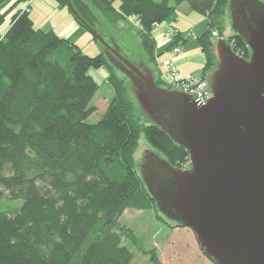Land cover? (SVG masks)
<instances>
[{"label": "trees", "instance_id": "16d2710c", "mask_svg": "<svg viewBox=\"0 0 264 264\" xmlns=\"http://www.w3.org/2000/svg\"><path fill=\"white\" fill-rule=\"evenodd\" d=\"M7 1L0 0V203L4 198L23 203L0 210V264H131L134 255L122 240L135 234L120 217L126 209L157 205L135 168L141 136L174 166L190 164L189 153L159 124L137 119L127 79L118 74L107 46L89 55L53 29L37 27L30 0L4 9ZM116 1L56 0L80 26L100 34L94 6L112 23L135 17L146 61L153 64L155 27L187 3L208 18L196 40L204 56L202 78L209 79L218 64L213 32L224 37L227 10L236 0H119L118 6ZM17 4L25 7L15 9ZM177 38L181 33L167 49ZM227 41L250 56L242 35L235 32ZM103 66L113 96L100 120L91 123L87 119L96 108L90 103L99 85L89 70ZM155 80L171 88L160 74ZM179 108L177 101L161 104L162 113ZM143 252L159 264L155 249Z\"/></svg>", "mask_w": 264, "mask_h": 264}, {"label": "water", "instance_id": "95a60500", "mask_svg": "<svg viewBox=\"0 0 264 264\" xmlns=\"http://www.w3.org/2000/svg\"><path fill=\"white\" fill-rule=\"evenodd\" d=\"M238 5L243 17L231 15L232 26L246 38L250 56L218 39V64L207 79L213 97L200 106L199 97L184 92L178 112H161L155 121L187 149L190 168L174 166L144 145L140 171L161 211L192 229L207 257L217 264H264V2L236 0L231 12ZM119 59L142 76L139 67ZM151 83L163 92L152 75ZM148 153L161 162L153 184L143 173Z\"/></svg>", "mask_w": 264, "mask_h": 264}, {"label": "rangeland", "instance_id": "374dc122", "mask_svg": "<svg viewBox=\"0 0 264 264\" xmlns=\"http://www.w3.org/2000/svg\"><path fill=\"white\" fill-rule=\"evenodd\" d=\"M11 1L12 0H8L3 7L5 8L8 6ZM115 5H119V0L115 2ZM182 5L184 6H178L174 14L165 22L161 23V25L164 24L167 26L166 28L170 27L171 29L179 27L188 40L187 42L182 43L181 47L186 53L190 52L192 54L201 55L196 36L207 29L208 18L206 15L189 8L187 3H183ZM230 7L228 8L226 15L224 39H228L230 35L236 32L232 26ZM93 8L99 18L98 29L107 45L100 40L94 39V35L83 26H80L81 34L74 35L76 36L75 38L78 43L75 41L73 42L77 43L82 50L89 55H95L101 52L104 49V46H107L112 53L111 60L116 67L118 74L127 79L130 88L129 94L136 101L137 119L146 124L154 122L140 100L139 90L131 79V71L129 72V68L119 59V57H124L130 63L139 68L145 67V69L151 71L154 80L160 73L156 63L153 64L146 61V53L141 47L138 34V20L135 17H127L120 19L117 23H112L97 7L94 6ZM64 12L69 13L70 9L68 7H60L56 11V18L59 19ZM64 17L65 16H63V18ZM70 17H72V15H70ZM62 22L63 21L60 20V23ZM4 26H6V24H4L1 29ZM171 40L172 37L170 35H164V41L158 42V49L163 51L171 43ZM168 52H170L168 54H171V51ZM89 73L99 85V88L90 103V105L95 106L96 110L87 119L89 122L95 123L100 120L106 111L113 96V87L108 81L109 69L107 66L90 68ZM199 73L200 70L198 71V74ZM159 87L162 88L163 91L175 90L172 89V87ZM144 145L157 153L161 158L165 159L160 151L151 146L145 135H142L135 154V168L141 176L142 172L140 171V164H142V161L145 159ZM22 203V199L9 200L4 198L0 203V210L3 211L14 206H20ZM120 224L126 228H130L135 234V238L124 236L122 240V243L127 246L134 255L131 264H154L150 259V255L143 252L152 249L157 251L159 264H216L204 254L199 243H197L198 241L190 230H173L171 225H174L175 221L165 215L158 205L150 209H126L120 217Z\"/></svg>", "mask_w": 264, "mask_h": 264}, {"label": "crops", "instance_id": "0c3cea01", "mask_svg": "<svg viewBox=\"0 0 264 264\" xmlns=\"http://www.w3.org/2000/svg\"><path fill=\"white\" fill-rule=\"evenodd\" d=\"M15 2H16V0H12L8 4V6H6L4 9L10 7ZM182 4H180L179 6H184ZM58 6L59 5L56 2V0H33L31 7H30V16L32 17V19H33V21L37 27L45 29V30L53 29L60 36L65 37L71 41L77 42V40L75 38L76 36H74V35L75 34L76 35L81 34L80 25L76 22L72 13H70V12L69 13L64 12L63 15L61 16L62 18L60 17L59 19H57L55 15H56V11L60 8ZM20 7H25V5L24 4H17L15 9H18ZM186 8H188V7H186ZM69 14L72 15V17H70ZM63 16H65L66 18L65 17L63 18ZM60 20L63 22L60 23ZM7 27H8V24H6V26H4L2 28V31L5 32ZM166 27L167 26H165L164 24L163 25L159 24L154 29V37L156 38V41H157V48L155 51V55L159 54L162 57L170 56V54H168V53H170V52H168V51H170V49H167V47L163 51L158 49V42L164 41V35L167 34V30L170 28V27L169 28H166ZM174 30H178L182 35V38H177V41H178L177 45H179L181 47V44L187 42L188 40L184 36L182 30L179 27L175 28ZM174 38L176 39V37H174ZM172 41H173V38H172L171 42ZM181 50H182V52L175 56V60H176V63L178 65L180 71L182 73H191L192 75H194L196 77H201L202 76V66L204 64L203 54L201 53V55H199V54L196 55V54H192L190 52L186 53L182 47H181ZM199 70H200V73L198 74ZM177 229L190 230V232L193 234V236L197 240L195 233L189 227L180 226V227L173 228V230H177Z\"/></svg>", "mask_w": 264, "mask_h": 264}, {"label": "flooded vegetation", "instance_id": "af4514ba", "mask_svg": "<svg viewBox=\"0 0 264 264\" xmlns=\"http://www.w3.org/2000/svg\"><path fill=\"white\" fill-rule=\"evenodd\" d=\"M231 13L232 17L242 18L244 12H242L238 5ZM140 70L142 71V76L137 77L131 72V77L134 78L133 81L139 90V97L142 100L147 113L151 115L152 121L155 122L157 119L161 118V104H172L181 99L183 93L177 90H165L162 93L158 92L151 83V75L147 72V69H145V67H141ZM160 165L161 162L159 161L157 155L154 153H148L146 156V162L143 165V173L146 178L149 179L151 184H153L151 174L158 170Z\"/></svg>", "mask_w": 264, "mask_h": 264}, {"label": "built area", "instance_id": "2783aa9c", "mask_svg": "<svg viewBox=\"0 0 264 264\" xmlns=\"http://www.w3.org/2000/svg\"><path fill=\"white\" fill-rule=\"evenodd\" d=\"M32 1L33 0H30L28 3L30 4ZM167 34L172 38L176 37L178 30L169 28ZM213 34L214 36H218L217 31H214ZM170 51V56L162 57L159 54L155 55V62L160 71V75L172 89L182 93L185 92L196 95L195 98L199 97L202 100L200 106L204 103L207 104L209 98L213 97V91L210 89L207 79L196 77L191 73H182L175 60V56L182 52L181 47L179 45H174ZM188 163H190V161ZM189 166L190 164L185 165L183 168L186 169Z\"/></svg>", "mask_w": 264, "mask_h": 264}]
</instances>
